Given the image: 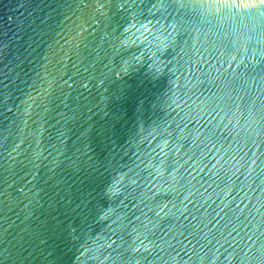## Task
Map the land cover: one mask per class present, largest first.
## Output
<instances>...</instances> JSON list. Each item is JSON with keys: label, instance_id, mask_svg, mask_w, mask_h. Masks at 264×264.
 Here are the masks:
<instances>
[{"label": "water", "instance_id": "water-1", "mask_svg": "<svg viewBox=\"0 0 264 264\" xmlns=\"http://www.w3.org/2000/svg\"><path fill=\"white\" fill-rule=\"evenodd\" d=\"M0 264H264V0H0Z\"/></svg>", "mask_w": 264, "mask_h": 264}]
</instances>
